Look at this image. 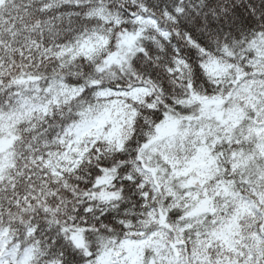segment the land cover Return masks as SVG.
<instances>
[{
	"label": "snow or ice",
	"instance_id": "1",
	"mask_svg": "<svg viewBox=\"0 0 264 264\" xmlns=\"http://www.w3.org/2000/svg\"><path fill=\"white\" fill-rule=\"evenodd\" d=\"M0 264H264V0H0Z\"/></svg>",
	"mask_w": 264,
	"mask_h": 264
}]
</instances>
